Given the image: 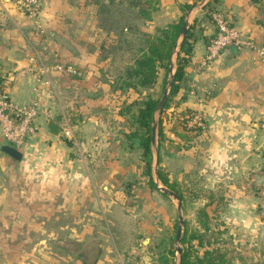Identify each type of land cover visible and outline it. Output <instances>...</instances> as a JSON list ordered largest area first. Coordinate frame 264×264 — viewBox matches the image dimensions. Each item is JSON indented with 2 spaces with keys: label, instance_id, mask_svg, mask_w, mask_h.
I'll return each mask as SVG.
<instances>
[{
  "label": "rangeland",
  "instance_id": "1",
  "mask_svg": "<svg viewBox=\"0 0 264 264\" xmlns=\"http://www.w3.org/2000/svg\"><path fill=\"white\" fill-rule=\"evenodd\" d=\"M0 2L11 4L15 17L22 20L19 25L27 34L32 64L26 73L35 81L40 78L35 91L45 92L50 106L62 94L68 103L72 102L68 98L76 100V107L90 102L87 113L99 124L84 132L90 154L80 135L73 142L69 129L75 130L85 114L67 107L68 125L58 122L61 138L70 146L77 144L85 171L95 180L79 183L78 197L70 190H56L55 172L48 171L52 167L47 166L43 174L41 166L27 161L0 163V264H180L178 246L181 253L189 246V259L194 260L202 256L206 245L224 254L220 264H264V207L259 208L256 219L249 216L246 225L239 226L231 199L221 195L223 184L208 187L200 176L204 128L189 124V117L198 112L183 105L184 79L174 95L169 94L170 77L163 69L152 88L133 91L126 86L125 69L145 49L146 36L159 34L178 19L170 0ZM177 10L182 14L179 6ZM205 21L202 26L188 21L187 28L192 25L191 32H198ZM76 46L86 52L85 62L72 53ZM55 49L68 54H56ZM178 50L177 46L171 56L173 72ZM75 60L83 61L84 66L78 67ZM5 76L0 72V92L10 99L2 82ZM79 81L88 87L64 85ZM165 88L168 106L154 114L155 141L159 124L162 137L158 165H154L152 151L151 177L156 182L157 168L167 177L169 186L159 180L157 184L181 195L180 212L171 195L149 185L139 145L141 131L132 126L139 103L147 97L159 100ZM33 100L41 114L42 102ZM45 174L51 183L40 180L39 176L44 181ZM257 188L255 185L253 192H260ZM201 209L207 217L200 215ZM179 213L183 223L176 242Z\"/></svg>",
  "mask_w": 264,
  "mask_h": 264
},
{
  "label": "crops",
  "instance_id": "2",
  "mask_svg": "<svg viewBox=\"0 0 264 264\" xmlns=\"http://www.w3.org/2000/svg\"><path fill=\"white\" fill-rule=\"evenodd\" d=\"M191 2L194 3L189 9L190 13L184 17L187 22L197 18L200 20L195 26H202L205 21L202 17L206 12L204 6L209 4L211 15L220 13L255 46H264V1L170 0L169 3L179 17L178 6ZM85 18L88 21V17ZM21 21L13 14L11 4L5 2L3 6L0 2V72L6 73L2 82L14 103L26 104L35 97L42 102L43 109L35 120V132L23 147L15 148L0 142V163L27 161L30 165L41 166L43 174L47 172V166L52 167L53 170L48 171L55 172L52 181L56 190H70L77 196L79 183L92 184L95 180L87 175L84 156L76 152L77 144L70 146L64 141L65 138H61L58 122L67 124L68 108L69 111L79 110L82 115L85 114L80 124L74 127L75 130L69 129L73 142L80 135L84 139L81 144L85 152L90 154L91 148L84 132L90 126L99 127V124L87 113L90 102L86 106L76 107V100L68 98L72 101L68 103L62 94L56 101L57 109L56 103L50 106L49 101L45 100V92L42 93L40 89L35 91L34 84L40 83V78L35 81L30 73H26L32 64L27 34L19 25ZM214 34L213 20L212 23L205 21L204 28L194 32L191 54L184 69L183 105L190 111H197L204 123L199 155L200 176L205 177L204 183L208 187L223 184L221 195L224 200L231 199L229 204L234 208L238 225L245 226L247 217L256 219L257 211L264 207V62L259 60L254 48L234 45L225 47L215 59L205 60L206 46ZM55 51L56 54H68L63 49ZM72 53L81 55L84 60L86 52L82 53L76 46ZM84 62L75 60L74 64L83 67ZM64 85L70 88L81 85L88 87L85 81ZM99 100L102 101V98ZM48 120L59 128L58 135L49 133L46 126ZM5 147L11 149L10 153L3 150ZM46 176L44 181L41 176L39 178L44 184L51 183ZM255 185L260 192H253Z\"/></svg>",
  "mask_w": 264,
  "mask_h": 264
},
{
  "label": "trees",
  "instance_id": "3",
  "mask_svg": "<svg viewBox=\"0 0 264 264\" xmlns=\"http://www.w3.org/2000/svg\"><path fill=\"white\" fill-rule=\"evenodd\" d=\"M217 1V0H214ZM253 3H258L264 0H250ZM193 4L184 3L179 5V10L182 14L178 17L175 22L164 26L158 31L159 34L147 35L145 38V49L141 51V54L125 69L126 86L131 88L133 91L139 89L152 88L156 82L159 69H163L168 72L170 65L171 56L173 54L174 46L178 41L181 28L184 24V13ZM209 4L205 6V14L202 18H205L209 23L212 22L210 14L212 11L209 9ZM208 6V7H207ZM197 19V18H196ZM193 20V23L199 22V20ZM192 25H189L186 33L181 40L179 45L178 54L176 55L175 69L173 72V80L170 84V95L177 93L179 84L184 78V69L188 63L189 56L191 54L192 41L195 38L194 32H191ZM183 54L181 56L180 54ZM125 79V78H124ZM1 93V92H0ZM167 98L164 108L168 106ZM158 100L147 97L136 108V113L132 116V126L141 131L139 136V145L141 148L142 159L145 164V174L149 177V185L154 188V182L151 177V163H152V123H153V112L156 107ZM156 147L159 149V139L162 137V128L160 124L156 132ZM160 162L159 154L157 153V165ZM159 167V166H158ZM157 179L165 186H169L167 177L161 172L160 169H156ZM176 195L181 200V195ZM200 215L207 217L203 209L199 210ZM200 222V217H199ZM202 224V223H201ZM204 224V223H203ZM181 237L183 241L185 233ZM199 244V243H198ZM201 244V243H200ZM184 249L180 255V264H218L221 263L223 253H217L215 248H209V245L205 246V250L202 256H196V258L189 259L190 248ZM219 263V264H220Z\"/></svg>",
  "mask_w": 264,
  "mask_h": 264
},
{
  "label": "built area",
  "instance_id": "4",
  "mask_svg": "<svg viewBox=\"0 0 264 264\" xmlns=\"http://www.w3.org/2000/svg\"><path fill=\"white\" fill-rule=\"evenodd\" d=\"M28 5H33L35 0H25ZM215 24V34L206 46L205 60L218 57L221 51L229 46L254 48L259 60L264 62V46H255L253 42L225 19L220 13L212 14ZM40 116L37 102L30 101L26 104H16L5 93H0V142L15 148L23 147L27 139L35 132V120ZM189 124L204 128V123L199 115L192 114ZM68 136L69 132L66 131ZM264 204V190L262 193Z\"/></svg>",
  "mask_w": 264,
  "mask_h": 264
},
{
  "label": "water",
  "instance_id": "5",
  "mask_svg": "<svg viewBox=\"0 0 264 264\" xmlns=\"http://www.w3.org/2000/svg\"><path fill=\"white\" fill-rule=\"evenodd\" d=\"M190 13V10L188 9V11L186 12V17H188V14ZM186 28H187V20L184 19V24L181 28V31H180V42L176 43L175 46H174V50H173V53H175L176 51V47L180 45L181 43V40L183 39L185 33H186ZM173 65H172V62L170 61V65L168 67V73H169V77H170V81L168 82V87L170 86L172 80H173ZM167 88L164 89V91L162 92V95L160 97V99L158 100L157 104H156V107L154 109V112H153V123H152V135H151V144H152V151H153V154H154V165H157V147H156V142H155V118H154V114L155 115H158L164 104H165V101H166V98H167ZM47 128H48V131L50 134L52 135H58L60 130L59 128L50 120L47 121ZM4 151H7L10 153L11 149L8 148V147H5L3 149ZM155 178H156V182H154V184L156 185V187L164 194H169L171 195L175 200H176V210L178 212H180V208H181V205H180V198L174 194V193H170L168 192L164 187L162 186H158L157 182H158V179H157V175H156V172H155ZM262 219L264 220V214L262 215ZM182 223H183V220H182V216L180 215V213L178 214V224L176 226V233H175V240L176 242H179L180 240V234H181V226H182ZM177 252L179 254V259H180V254H181V249L180 247L178 246L177 247Z\"/></svg>",
  "mask_w": 264,
  "mask_h": 264
}]
</instances>
